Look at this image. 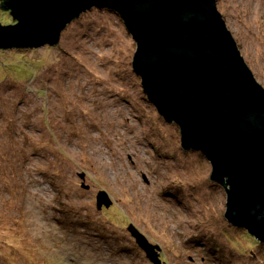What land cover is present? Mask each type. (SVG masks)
Returning <instances> with one entry per match:
<instances>
[{"label": "rangeland", "instance_id": "1", "mask_svg": "<svg viewBox=\"0 0 264 264\" xmlns=\"http://www.w3.org/2000/svg\"><path fill=\"white\" fill-rule=\"evenodd\" d=\"M216 6L264 88V0ZM81 16L54 47L0 52V143L15 155L22 140L44 148L24 161L0 158V184L9 189L0 185V264H151L129 225L158 247L162 264H264L260 254L228 249L229 238L242 241L224 229L233 227L225 190L146 99L119 16ZM0 24H12L2 9ZM23 64L34 66L27 78L14 75ZM99 191L109 208H97Z\"/></svg>", "mask_w": 264, "mask_h": 264}, {"label": "water", "instance_id": "2", "mask_svg": "<svg viewBox=\"0 0 264 264\" xmlns=\"http://www.w3.org/2000/svg\"><path fill=\"white\" fill-rule=\"evenodd\" d=\"M0 49L55 46L81 14L107 9L136 46L131 67L159 116L179 129L185 151L200 153L225 190L224 217L264 246V88L248 68L216 0H1ZM82 178V176H81ZM97 208H109L104 191ZM151 264L157 246L133 226Z\"/></svg>", "mask_w": 264, "mask_h": 264}, {"label": "trees", "instance_id": "3", "mask_svg": "<svg viewBox=\"0 0 264 264\" xmlns=\"http://www.w3.org/2000/svg\"><path fill=\"white\" fill-rule=\"evenodd\" d=\"M0 5H2V2H1V0H0ZM1 7V6H0ZM93 10V9H92ZM100 10H103V11H106V12H111V13H113V14H115L114 12H112V11H110V10H107V9H100ZM115 15H117V14H115ZM82 18V16L80 15L78 18H75V19H73L72 20V22L68 25V27L63 31L64 33H66L67 31H68V29H69V26H71L73 23H76L78 20H80ZM62 32V33H63ZM61 33V34H62ZM61 36V35H60ZM57 45V44H56ZM55 45V46H56ZM43 47H45V46H43ZM52 47H54V46H52ZM12 50H16V51H21V50H27V49H12ZM1 51H8V50H1L0 49V52ZM24 63H26V62H24ZM29 65V64H28ZM41 65L40 64H38V66L37 67H40ZM22 69H18V71L17 72H15V74L14 75H21V74H18V73H22L23 75H24V78H27L28 77V73H33V70H32V68H34V66L33 65H29V66H27L26 64H23L22 65ZM36 67V68H37ZM129 68H130V71L134 74V72H133V70H132V67H131V64L129 65ZM2 73H4L5 72V70L3 69L2 71H1ZM72 76H74V77H76V75L75 74H71ZM121 74H119V76H120ZM65 80H66V78H65ZM64 80V81H65ZM69 82H67L65 85H67ZM38 93H39V95H41L42 94V90H39L38 91ZM146 97V96H145ZM143 98H144V96H143ZM147 99V98H146ZM62 111H63V109H62ZM65 115H67L69 118H70V116H72L71 114H69V113H67L66 112V114ZM73 117V116H72ZM74 118V117H73ZM28 123H29V125H32L34 128H35V124H33L32 122H30V121H27ZM71 125V123L69 124V126ZM68 127V126H67ZM4 133L5 134H8L9 132L11 133V132H13L14 131V129L10 126V127H5L4 128ZM65 131V130H64ZM66 132V131H65ZM12 135V134H11ZM52 140H50V142H51ZM22 142L23 143H25L26 145H23L22 143H20V149L22 150V152L21 153H19L20 154V156H18L19 154H17V155H15V154H13L12 153V149H13V147H11L9 144H7L6 142L5 143H0V158H5V157H8V156H10V157H13L14 158V156H18V158L20 159V160H26L27 159V156L29 155H34L36 152H39L40 150H43L44 148H42V144L41 143H38V142H33V143H29V142H27L26 140H22ZM53 142V141H52ZM3 145V146H2ZM27 149H31L30 150V152L26 155V151H27ZM198 155H200L201 156V158L203 157L201 154H199V153H197ZM6 159V158H5ZM202 159H204V158H202ZM0 165H2L1 163H0ZM209 177H210V175H209ZM1 185V187H2V191H8L9 189L7 188V186L4 184L3 185V183L2 184H0ZM227 228H229V231H231L232 233H234V234H237V235H240V239H241V243H235L234 241H232V240H230V238H229V240H227L226 242L228 243H226V245L228 246V249L231 251V253H236V254H241V255H243L244 256V252L246 253V252H248V253H250L253 257L255 256V257H257V256H259L258 254H260V255H262V258H263V262H264V247L262 246V244H260L259 242H257V241H254L251 237H249L248 235V233L246 232V231H244V230H242L241 228H236V227H229V226H226L224 229H226L227 230ZM224 234H225V231L223 230L222 231ZM243 242H244V245H243ZM222 243V242H221ZM223 244V243H222ZM114 245V244H113ZM243 245V247H245V249H246V251L245 250H243V248H241V246ZM227 261L229 262V256H227V260L226 261H224V262H226L227 263Z\"/></svg>", "mask_w": 264, "mask_h": 264}, {"label": "bare ground", "instance_id": "4", "mask_svg": "<svg viewBox=\"0 0 264 264\" xmlns=\"http://www.w3.org/2000/svg\"><path fill=\"white\" fill-rule=\"evenodd\" d=\"M198 153V152H197Z\"/></svg>", "mask_w": 264, "mask_h": 264}]
</instances>
